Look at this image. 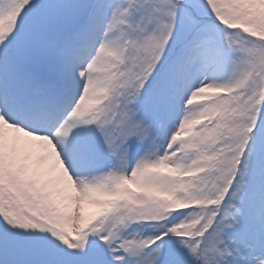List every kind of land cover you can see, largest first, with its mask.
Listing matches in <instances>:
<instances>
[{
	"label": "snow or ice",
	"instance_id": "obj_1",
	"mask_svg": "<svg viewBox=\"0 0 264 264\" xmlns=\"http://www.w3.org/2000/svg\"><path fill=\"white\" fill-rule=\"evenodd\" d=\"M0 264H264V0H0Z\"/></svg>",
	"mask_w": 264,
	"mask_h": 264
}]
</instances>
